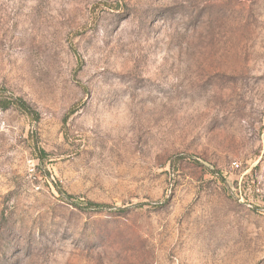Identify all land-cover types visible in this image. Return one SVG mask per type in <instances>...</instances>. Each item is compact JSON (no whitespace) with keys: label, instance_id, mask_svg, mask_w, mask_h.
<instances>
[{"label":"rangeland","instance_id":"rangeland-1","mask_svg":"<svg viewBox=\"0 0 264 264\" xmlns=\"http://www.w3.org/2000/svg\"><path fill=\"white\" fill-rule=\"evenodd\" d=\"M0 264H264V0H0Z\"/></svg>","mask_w":264,"mask_h":264},{"label":"trees","instance_id":"trees-1","mask_svg":"<svg viewBox=\"0 0 264 264\" xmlns=\"http://www.w3.org/2000/svg\"><path fill=\"white\" fill-rule=\"evenodd\" d=\"M12 106L19 107L21 110H23L29 116L31 115V116L37 117L35 112L32 111L31 107L21 99L13 98L9 102H6L3 107H4V109H9Z\"/></svg>","mask_w":264,"mask_h":264}]
</instances>
